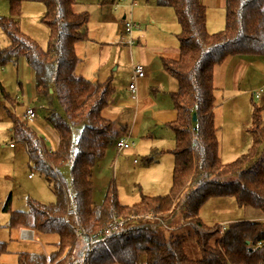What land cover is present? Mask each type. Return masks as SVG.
<instances>
[{
	"label": "trees",
	"instance_id": "16d2710c",
	"mask_svg": "<svg viewBox=\"0 0 264 264\" xmlns=\"http://www.w3.org/2000/svg\"><path fill=\"white\" fill-rule=\"evenodd\" d=\"M79 1L9 0L10 15L0 17V28L10 42L9 48L0 50V66L23 59L32 69L37 99L46 105L45 121L59 139L58 147L51 149L8 110L12 140L25 147L30 169L49 183L56 203L30 200L28 211L15 212L9 200L4 212L11 216V228L59 238L51 254L21 253L18 264H264V223L234 222L225 228L209 226L200 216L216 197H232L239 206L264 213V108L253 106L249 152L225 163L215 87L216 68L229 58L264 57V0H226V26L215 34L208 31V10L202 0H159V6L174 10L181 28L179 59L162 60L179 86L172 94L177 118L167 125L176 141L173 184L168 195L143 196L133 206L120 203L114 183L102 205L93 201L95 166L122 131L104 116L116 92L114 79L99 82L76 75L77 45L88 42L90 23L88 12L75 11ZM25 3L45 7L46 50L21 28ZM7 98L13 107L17 105ZM55 99L61 111L54 107ZM81 126L77 137L75 129ZM66 168L71 169L70 179ZM115 216L126 226L115 235H99ZM184 227L194 232L202 259L187 254ZM77 230L82 243H77ZM7 246L0 242V257Z\"/></svg>",
	"mask_w": 264,
	"mask_h": 264
},
{
	"label": "rangeland",
	"instance_id": "374dc122",
	"mask_svg": "<svg viewBox=\"0 0 264 264\" xmlns=\"http://www.w3.org/2000/svg\"><path fill=\"white\" fill-rule=\"evenodd\" d=\"M122 2L126 3L124 0ZM26 5H29V8ZM211 7L208 10V17L211 20L210 32L217 30L215 28H221L219 31H215V33L222 32L226 26V3L225 21L219 18ZM75 11L82 13L84 11L83 6L77 5ZM43 13V4H23L21 28L24 33L35 39L46 50L48 47L49 29L42 22ZM9 15V1L0 0V17H7ZM8 47H10V42L5 32L0 28V50L7 49ZM249 58L251 57L248 56L245 59L249 60ZM256 58L264 62V57ZM113 69H116V65ZM254 76L256 77H254L253 87L259 86L264 89V74L257 73ZM21 81L22 75L18 74L17 67L13 63L0 66V242L8 244L7 251L0 257L2 264H18V257L21 253L49 255L56 250V244L59 242V238L54 235L37 236L36 242L23 241L20 238L22 229L11 228V216L4 212V208L9 200L11 201L12 210L15 212L28 211L30 200H35L46 205L56 203V196L49 183L45 178L30 169L29 157L24 146L12 140V122L9 118L8 110L26 122V109L30 104L31 109L36 112L37 119L35 122H30L29 127L38 126L43 132H49L47 128L48 124L45 121L46 105L38 100L35 95L36 83L31 82V80L27 82L29 92L32 93V100L29 103L28 98L31 97L30 93L28 95L27 93H25L26 95L24 94L20 85ZM224 95V93L220 94L219 91L217 92L218 117L216 120L219 128L220 143L226 141V135L230 132L229 128H233V130L237 129V121L249 117V111L253 113L254 105L264 108V98L256 99V94H254L255 97L252 100L248 96V102H242L243 100L240 99L239 101H233L222 106ZM17 96L19 97L17 98ZM7 97L15 99L17 105L13 107ZM24 102L23 106L22 103ZM54 107L61 111L57 99L54 100ZM237 113L238 116L236 115ZM167 125L157 127L153 124L152 136L161 139L164 138L163 133H168L167 135L172 139L169 135L170 133L175 139V134ZM82 129V126L75 129L77 137ZM246 134L248 135V143L245 147H241V150H243L242 156L249 152L253 144L252 134L249 131ZM137 140L134 136L131 141L132 151L123 152L121 155L116 150L113 152V145L110 146L105 157L97 162L93 177V201L96 206L103 204L108 186L111 183L116 185L119 201L125 206H133L139 203L143 196H165L169 194L173 184L174 155L169 153L162 157H157L156 153H160V151H157L156 147H153L154 143L151 138L140 139V143ZM136 141L138 145L135 143ZM172 141L174 140L172 139ZM10 144H14L16 149H11ZM147 146L148 148H146ZM152 158H155V160L146 166L145 163ZM135 161H137V164ZM64 173L70 179L71 169L66 168ZM30 176L33 179H30ZM200 216L209 226L219 224L225 228L234 222L252 221L264 223L263 212L250 207H241L232 197L210 199L203 207ZM182 234L186 236L185 247L189 257L194 260L202 259L203 254L197 245L196 237L191 228L184 227Z\"/></svg>",
	"mask_w": 264,
	"mask_h": 264
},
{
	"label": "crops",
	"instance_id": "0c3cea01",
	"mask_svg": "<svg viewBox=\"0 0 264 264\" xmlns=\"http://www.w3.org/2000/svg\"><path fill=\"white\" fill-rule=\"evenodd\" d=\"M124 1L126 3H123L122 0L79 1L78 5L83 6V12L90 14V23L88 42L77 45L79 64L76 68V75L99 82L113 78L116 92L108 109L104 112L105 118L119 125L122 131L120 139L130 138L131 142L135 136L140 143V139L151 138L154 143L153 147L160 151V153H156L157 157H162L173 152L176 141L170 133L169 135L174 141L167 135L168 133H163L164 138L160 139L153 137L151 131L153 124L157 127L165 126L177 118L171 99L172 94L178 91L179 86L175 79L164 70L162 60L179 59L178 35L181 28L174 10L159 6V0ZM202 1L207 10L212 6L211 9L215 11V14L225 21L226 0ZM132 4L135 5L131 7ZM116 6L119 8L116 9ZM129 20L142 26L141 30L134 32L133 37L136 43L133 47L128 45L129 36L125 30V23ZM20 23H22L21 19ZM210 23L211 20L208 17L209 32ZM215 29L217 30L210 33L214 34L221 28ZM245 58L248 56L229 58L222 66L216 68L215 87L217 92L225 94L222 106L240 99L243 100L242 102H248V96L252 100L255 97L254 94H256V99L264 98V89L259 86L253 87L254 77H256L254 75L264 74V62L256 57H251L249 60ZM13 64L17 67L18 74L22 75L20 85L24 94L30 93L31 97L28 98V102L31 103L32 93L29 92L27 82L30 80L35 82L34 72L23 59ZM137 64L145 67L147 76L139 80L137 97L133 98L129 86L133 76V67ZM115 65L116 69L114 70ZM260 91H262V96L258 98L257 93ZM22 104L24 106L25 102ZM30 105L27 109H31ZM217 110L218 106L216 119L218 117ZM236 115L238 116V113ZM251 115L252 111H249V117L237 121V129L229 128L230 132L228 131L229 133L226 135V141L220 143L223 162L231 163L242 156L241 147H245L248 143V133L246 134V132L249 131ZM36 119L26 121L28 127L30 122H35ZM29 128L43 137L51 149L55 150L58 147V136L49 124L47 133L38 126ZM137 141L135 143L138 145ZM11 145L10 148L15 150L16 146L11 147ZM115 146L116 144H113V152L117 151ZM132 148L129 150L132 151ZM162 151L163 153H161ZM29 178L33 179L32 176Z\"/></svg>",
	"mask_w": 264,
	"mask_h": 264
},
{
	"label": "built area",
	"instance_id": "2783aa9c",
	"mask_svg": "<svg viewBox=\"0 0 264 264\" xmlns=\"http://www.w3.org/2000/svg\"><path fill=\"white\" fill-rule=\"evenodd\" d=\"M135 4H132L131 7H133ZM119 6H116V9H118ZM141 25L138 23L133 22L132 20L126 21L125 23V30L126 34L129 36L128 45L129 47H133L135 45V39H134V32L141 30ZM147 76V71L143 65L137 64L133 67V76L131 78V84L129 86V89L132 93L133 98L137 97L138 93V82L140 79H143ZM262 96V91L257 93V97L260 98ZM37 117L36 112L33 109H27L25 119L27 121H33ZM11 147H15L14 144L11 145ZM116 148L118 151V154L121 155L123 152L129 150L132 148V144L130 142V138L126 139H120L116 143ZM137 163V162H136ZM146 219L151 220V216H146ZM126 226V223L124 220L119 219L117 216L114 217L113 221L105 228L103 229L99 235L101 236H112L117 233H119L124 227ZM77 240L79 242H82V235L79 230L76 231ZM20 238L23 241L27 242H36V235L34 231L24 229L20 233Z\"/></svg>",
	"mask_w": 264,
	"mask_h": 264
},
{
	"label": "water",
	"instance_id": "95a60500",
	"mask_svg": "<svg viewBox=\"0 0 264 264\" xmlns=\"http://www.w3.org/2000/svg\"><path fill=\"white\" fill-rule=\"evenodd\" d=\"M194 121H195V122L197 121V117H196V115L194 116Z\"/></svg>",
	"mask_w": 264,
	"mask_h": 264
}]
</instances>
